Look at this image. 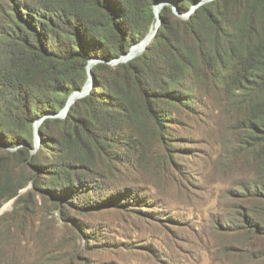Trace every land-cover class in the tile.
Returning <instances> with one entry per match:
<instances>
[{
  "label": "trees",
  "instance_id": "1",
  "mask_svg": "<svg viewBox=\"0 0 264 264\" xmlns=\"http://www.w3.org/2000/svg\"><path fill=\"white\" fill-rule=\"evenodd\" d=\"M162 1L186 13L202 0H2L0 209L30 184L32 196L0 214V248L21 242L38 197L65 225L73 211L130 197L144 171L165 175L204 109L228 199L219 231L228 251L264 264V0H211L186 19L164 5L146 49L116 67L95 64L89 93L59 116L88 84L89 61L144 41Z\"/></svg>",
  "mask_w": 264,
  "mask_h": 264
},
{
  "label": "rangeland",
  "instance_id": "2",
  "mask_svg": "<svg viewBox=\"0 0 264 264\" xmlns=\"http://www.w3.org/2000/svg\"><path fill=\"white\" fill-rule=\"evenodd\" d=\"M165 5L186 19L199 3L186 13L171 1ZM91 60L111 67L121 63ZM200 112L193 131L179 140L178 164L162 176L149 170L136 176L130 197L110 199L86 213L73 211L65 225L52 202L36 198L40 209L33 224L26 225L18 245L0 248V264H255L228 251L232 241L219 231L228 215V199L221 192L223 178L215 175L214 152L204 143V109ZM39 147L36 138L32 153ZM31 189L32 184L20 188L17 197L2 205L0 214L13 211L18 199L30 198ZM117 189L121 188L105 194ZM72 224L81 236H75ZM65 237L77 240L74 248L63 242Z\"/></svg>",
  "mask_w": 264,
  "mask_h": 264
},
{
  "label": "water",
  "instance_id": "3",
  "mask_svg": "<svg viewBox=\"0 0 264 264\" xmlns=\"http://www.w3.org/2000/svg\"><path fill=\"white\" fill-rule=\"evenodd\" d=\"M203 1H204V0H202L201 2H198L199 5L203 4V3H204ZM162 2L165 3V1H162ZM198 3H196V4H198ZM199 5H197V7H198ZM197 7H196V8H197ZM158 18H159V24H160V23L162 22V18H161V16H160V12L158 13ZM158 27H159V25H158V26L156 27V29H155V32H154V34H153V38H154V36H155V34H156L157 30H158ZM153 38H152V39H153ZM151 41H152V40H151ZM151 41H150V42H151ZM150 42H149V44H150ZM147 45H148V44H147ZM147 45H145V46L143 47V50L146 49ZM131 49H132V48H131ZM143 50H142V51H143ZM130 52H131V50H130ZM130 52H129V53H130ZM129 53L124 54L122 57L118 58V59H117V62H126V61L132 59L133 57H135V56H128ZM96 61H97V60H93V61L90 60V61H89V64H88V72H89V75L91 76V79H90V80H91V83H90L89 85H87L83 90H79V91L75 92L74 95L70 97V99H69V101H68V104H67V105L65 106V108L61 111V113L59 114V116H66L67 113H68V111H69V109H70V107L72 106V104H74L75 101H76L77 99H79V98H81V97H83V96H85V95H87V94L89 93L90 89H91L92 86H93V77H92L91 67H92L93 64L96 63ZM86 88H87V89H86ZM85 89H86V90H85ZM83 92H85V93H83ZM53 115H55V114H53ZM43 119H44V117H41V118L38 119L37 122L35 123L36 138L38 139L39 142H40V138H39V125L41 124V122H42Z\"/></svg>",
  "mask_w": 264,
  "mask_h": 264
},
{
  "label": "bare ground",
  "instance_id": "4",
  "mask_svg": "<svg viewBox=\"0 0 264 264\" xmlns=\"http://www.w3.org/2000/svg\"><path fill=\"white\" fill-rule=\"evenodd\" d=\"M164 5H165L164 2H158L154 5V9H155V13H156V21H155L154 25L152 26L150 33L148 34V36L145 38L144 41H142L140 44L134 45L132 47L131 52L128 54V56H135V55L139 54L143 50V47L145 45L149 44V42L152 40L155 29L159 25L158 13L161 11V9L163 8ZM83 93H85V92H83Z\"/></svg>",
  "mask_w": 264,
  "mask_h": 264
}]
</instances>
